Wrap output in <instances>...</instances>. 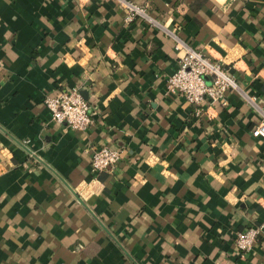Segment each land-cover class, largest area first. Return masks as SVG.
<instances>
[{"label":"crops","instance_id":"0c3cea01","mask_svg":"<svg viewBox=\"0 0 264 264\" xmlns=\"http://www.w3.org/2000/svg\"><path fill=\"white\" fill-rule=\"evenodd\" d=\"M186 48L241 91L169 93ZM70 91L86 131L45 104ZM262 123L264 0H0V264H264Z\"/></svg>","mask_w":264,"mask_h":264},{"label":"built area","instance_id":"2783aa9c","mask_svg":"<svg viewBox=\"0 0 264 264\" xmlns=\"http://www.w3.org/2000/svg\"><path fill=\"white\" fill-rule=\"evenodd\" d=\"M132 16H146L145 11L131 8ZM169 93L185 97L193 105L197 114L202 112L205 104L220 102L226 104L229 91H241L238 82L228 73L224 66L200 51L186 48V53L178 61L176 71L167 80ZM251 103L254 99L249 98ZM45 104L54 121L67 127L86 131L93 124V106L87 102L79 91L65 92L58 97L46 98ZM255 138L264 139V123L253 130ZM122 160V152L104 145L93 148L91 165L94 173L100 174L111 170ZM261 234L260 229H251L240 233L237 245L248 249Z\"/></svg>","mask_w":264,"mask_h":264}]
</instances>
